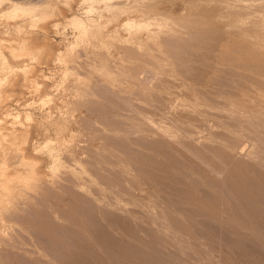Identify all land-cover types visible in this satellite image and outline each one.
Masks as SVG:
<instances>
[{
	"label": "rangeland",
	"instance_id": "374dc122",
	"mask_svg": "<svg viewBox=\"0 0 264 264\" xmlns=\"http://www.w3.org/2000/svg\"><path fill=\"white\" fill-rule=\"evenodd\" d=\"M113 1L0 3V264H264V0Z\"/></svg>",
	"mask_w": 264,
	"mask_h": 264
},
{
	"label": "bare ground",
	"instance_id": "6f19581e",
	"mask_svg": "<svg viewBox=\"0 0 264 264\" xmlns=\"http://www.w3.org/2000/svg\"><path fill=\"white\" fill-rule=\"evenodd\" d=\"M3 1H4V3H6V1H7V3H11V4H13V10H12V14L13 15H16V14H18L19 12L20 13H22V14H24L25 16L27 15V16H30L31 18H38V13L36 14V12H38V10H40L41 9V5H42V0L41 1H37V3H35V4H31V3H20V2H13L12 0H0V3L2 2L3 3ZM47 1V0H46ZM96 1V0H95ZM141 1V0H140ZM1 3V4H2ZM89 3V2H88ZM86 4V3H85ZM114 4H120L119 2H115L114 3V1L113 0H107V8H111L112 9V7H114L115 5ZM138 5V4H137ZM150 8H152V7H150ZM40 12V11H39ZM152 12H153V10H152ZM44 14V13H43ZM12 15V16H13ZM40 15H41V13H40ZM39 15V16H40ZM52 15V14H51ZM50 16V15H49ZM120 16V15H119ZM122 16V15H121ZM46 17H48L47 15H46ZM29 18V17H28ZM77 18V17H76ZM120 19V18H119ZM83 20V19H82ZM82 20H80V19H75V21H74V24L76 25V26H78V27H80V28H84V20L82 21ZM24 46V45H23ZM25 47V46H24ZM23 48V47H22ZM12 50H13V48H12ZM13 52V56H14V54L17 56V54H19V56H20V53H16V51H12ZM16 56H14L15 58H16ZM21 57V56H20ZM146 75V74H145ZM150 78V77H149ZM148 77L146 78V79H149ZM153 78V77H152ZM152 78H150V79H152ZM145 79V80H146ZM147 81V80H146ZM151 81V80H150ZM145 82V81H144ZM145 83H147V82H145ZM102 86V85H101ZM105 86V85H104ZM100 87V86H99ZM103 88V87H102ZM106 89V88H105ZM110 91V90H109ZM110 94H111V92H110ZM113 95V94H112ZM114 96H116V95H114ZM119 96V95H118ZM117 97V96H116ZM109 98V97H108ZM120 98V97H119ZM118 98V99H119ZM117 99V98H116ZM113 101V100H112ZM121 101V100H120ZM92 102V101H91ZM90 102V103H91ZM88 103V102H87ZM166 133V132H165ZM212 169V168H211ZM34 173V172H33ZM224 173V172H223ZM35 174V173H34ZM34 174L32 175V177L34 176ZM217 174V173H216ZM31 175V174H30ZM222 175V174H221ZM220 175V176H221ZM2 177V185H0L1 186V188H3L4 189V191H3V189H1L3 192H5V190L6 191H11V190H13L12 189V187H11V185H13V184H11V182H12V180H14L13 178H12V180H8L9 179V177H8V179H6L7 177H5V174H2L1 175ZM36 176V175H35ZM31 177V178H26V176H25V178H22V176H21V178L23 179V185H22V187L23 188H26V189H29V188H36V187H38L37 185L39 184V185H41L42 183H43V181H41L40 183H39V178H37V177ZM3 177H5V180L3 179ZM17 178H19V177H17ZM20 180V179H19ZM11 181V182H10ZM15 181V180H14ZM13 181V182H14ZM11 184V185H10ZM15 187H16V185H15ZM24 190V189H23ZM25 191V190H24ZM2 192V193H3ZM2 193H0V196H1V194ZM10 192H8V194H9ZM5 196V195H4ZM3 197V196H2ZM1 200H3V199H1ZM3 202V201H2ZM1 202V203H2ZM8 203V202H7ZM12 203V202H11ZM8 210V209H7ZM22 210V209H21ZM23 211H24V209H23ZM29 211V210H28ZM12 213V212H11ZM29 214V213H28ZM8 217H9V215H8ZM54 249V248H53ZM60 249V248H59ZM59 256V255H58Z\"/></svg>",
	"mask_w": 264,
	"mask_h": 264
}]
</instances>
